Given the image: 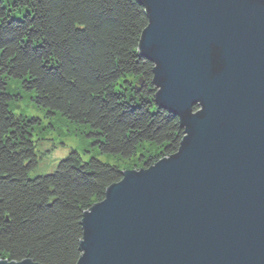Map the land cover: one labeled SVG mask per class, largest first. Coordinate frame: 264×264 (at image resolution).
<instances>
[{
	"label": "water",
	"instance_id": "1",
	"mask_svg": "<svg viewBox=\"0 0 264 264\" xmlns=\"http://www.w3.org/2000/svg\"><path fill=\"white\" fill-rule=\"evenodd\" d=\"M136 1L154 103L184 137L83 213L76 264H264V0Z\"/></svg>",
	"mask_w": 264,
	"mask_h": 264
},
{
	"label": "trees",
	"instance_id": "2",
	"mask_svg": "<svg viewBox=\"0 0 264 264\" xmlns=\"http://www.w3.org/2000/svg\"><path fill=\"white\" fill-rule=\"evenodd\" d=\"M144 11L136 0H0V260L76 264L83 213L123 171L71 151L30 177L37 121L13 112L10 83L87 129L102 155L141 169L177 152L184 132L155 105L153 65L137 51Z\"/></svg>",
	"mask_w": 264,
	"mask_h": 264
},
{
	"label": "rangeland",
	"instance_id": "3",
	"mask_svg": "<svg viewBox=\"0 0 264 264\" xmlns=\"http://www.w3.org/2000/svg\"><path fill=\"white\" fill-rule=\"evenodd\" d=\"M9 89L15 97L11 105L13 112L24 119L37 121L32 129V138L36 141L41 159L38 169L30 177L52 172L71 151L78 152L84 161L95 158L109 165H117L123 171L140 169L134 161L122 162L100 154L96 146L92 145V138L85 135L87 129L73 126L60 116L46 115L34 105L32 95L25 93L19 83H10Z\"/></svg>",
	"mask_w": 264,
	"mask_h": 264
}]
</instances>
